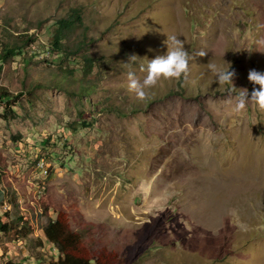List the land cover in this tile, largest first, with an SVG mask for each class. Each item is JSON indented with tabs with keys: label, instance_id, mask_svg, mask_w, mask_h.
<instances>
[{
	"label": "rangeland",
	"instance_id": "rangeland-1",
	"mask_svg": "<svg viewBox=\"0 0 264 264\" xmlns=\"http://www.w3.org/2000/svg\"><path fill=\"white\" fill-rule=\"evenodd\" d=\"M73 9L62 46L83 43L96 90L25 91L83 74L53 42ZM19 33L33 44L0 58L17 114L0 101V215L34 230L0 232V264L56 262L40 242L58 211L121 264H264V0H0V52Z\"/></svg>",
	"mask_w": 264,
	"mask_h": 264
},
{
	"label": "trees",
	"instance_id": "trees-1",
	"mask_svg": "<svg viewBox=\"0 0 264 264\" xmlns=\"http://www.w3.org/2000/svg\"><path fill=\"white\" fill-rule=\"evenodd\" d=\"M70 14L61 16L57 19V28L53 33L54 46L58 50L67 49L73 55L77 56L82 63L83 74L81 77L75 76V70L62 66L55 68L51 75L54 79L46 80V82L35 81L25 91L33 92L38 87H57L63 88L64 83L70 94L79 96L90 95L92 91L96 90V85L88 78L93 70V59L87 52L81 53L84 49L83 43H78L73 49L71 47H63V39H67L71 32L82 26V16L77 9L70 11ZM34 36L28 33H19L15 35L9 42L4 43L1 47L0 58L3 63H6L12 57L18 55L23 47L32 45ZM76 52V53H75ZM80 52V54H78ZM28 61V59H26ZM2 64L0 65V70ZM16 94L12 93L6 87H0V101L6 104L7 112L3 114L4 119L17 117L16 111L13 108V99ZM8 106V107H7ZM118 107V106H117ZM0 173H3L0 168ZM3 191H0V195ZM45 205V210L50 209ZM54 209V208H52ZM15 218L14 214L6 212L0 215V232L7 234L13 229L18 230L24 236H28L33 232L34 226L30 222V218L26 216H19L20 225L14 228L11 222ZM44 239L41 240L40 246L44 247L46 243H51L56 251L59 253V258L56 262L51 261L50 264H121V259L117 253L108 250L105 247L99 249L90 248L82 239L79 232L73 229L70 224L69 216L64 211H58L55 219L51 218L46 225L42 227ZM10 248H5V252Z\"/></svg>",
	"mask_w": 264,
	"mask_h": 264
}]
</instances>
